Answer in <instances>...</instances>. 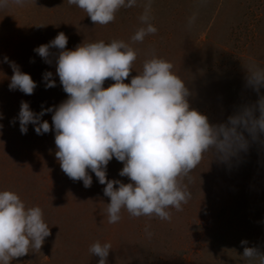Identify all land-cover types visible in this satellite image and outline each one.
I'll return each instance as SVG.
<instances>
[{
    "label": "rangeland",
    "instance_id": "1",
    "mask_svg": "<svg viewBox=\"0 0 264 264\" xmlns=\"http://www.w3.org/2000/svg\"><path fill=\"white\" fill-rule=\"evenodd\" d=\"M149 3V22L157 32L133 42L131 37L146 26L140 17ZM60 32L68 37V50L114 40L132 47L137 59L125 83L141 73L145 60L172 63V71L190 90V107L212 124L226 122L258 99L246 87L245 76L250 63L264 68V0H136L135 6L119 9L107 25H94L67 0H25L23 6L10 2L0 8V191L14 192L26 208L39 207L50 229L40 251L30 249L10 264H98V257L89 253L95 242L111 244L108 264H259L258 258L242 254L245 246L264 253V137L250 140L247 151L227 163L205 154L180 181L191 198L181 210L169 209L170 220L133 217L122 209L121 219L110 224L105 186L90 171L92 185L85 188L61 170L54 132L37 135L29 124L21 134L19 121L11 123L21 101L39 113L42 106H58L67 99L55 62L47 64L34 52ZM4 57L36 82L32 95L9 90L13 72ZM45 72L53 73L55 87L45 88ZM112 83L106 80L103 87ZM51 115L41 119L51 125ZM122 167L113 158L107 179L129 183L119 176ZM242 240L247 244L242 246Z\"/></svg>",
    "mask_w": 264,
    "mask_h": 264
},
{
    "label": "clouds",
    "instance_id": "2",
    "mask_svg": "<svg viewBox=\"0 0 264 264\" xmlns=\"http://www.w3.org/2000/svg\"><path fill=\"white\" fill-rule=\"evenodd\" d=\"M23 6L25 0H0V8L9 3ZM84 10L91 22L107 25L121 8L136 5V0H67ZM150 3L140 20L145 27L131 37L142 42L157 29L149 22ZM195 20L190 18L189 25ZM68 37L58 33L47 44L34 52L47 64L55 62V73L67 99L58 106L41 108L39 113L21 101L17 117L21 134L28 125L37 135L54 132L55 156L61 170L73 181H82L85 188L92 185L95 174L104 185L108 223H117L122 209L131 216H155L170 220V208L181 210L190 192L180 181L210 153L222 163L229 162L240 152L247 151L249 141L264 137V68L250 63L246 68V87L256 92L255 103L247 104L230 115L226 122L212 124L207 116L190 107V90L172 69L173 64L159 58L145 60L140 74L132 76L137 54L123 41H103L66 48ZM55 49V51H52ZM12 68L9 90L32 95L37 84L19 66L4 57ZM52 72L43 74L45 88H53L56 81ZM112 83L103 87L106 80ZM52 113L51 125L42 120ZM3 116L0 114V119ZM3 125L0 124V129ZM247 134V135H246ZM115 158L123 164L119 176L129 183L107 179V165ZM146 234L152 233L145 228ZM49 226L39 207L26 208L25 203L11 191H0V264H10L14 258L27 255L29 250L40 251ZM241 245L247 244L242 240ZM110 243H93L89 248L98 264H108ZM243 257L259 259L264 264V253L257 247H244Z\"/></svg>",
    "mask_w": 264,
    "mask_h": 264
}]
</instances>
